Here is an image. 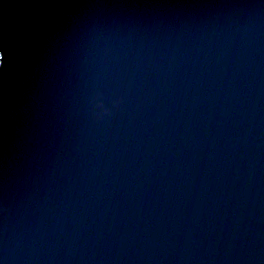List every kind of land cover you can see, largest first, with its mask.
<instances>
[{"label": "water", "instance_id": "95a60500", "mask_svg": "<svg viewBox=\"0 0 264 264\" xmlns=\"http://www.w3.org/2000/svg\"><path fill=\"white\" fill-rule=\"evenodd\" d=\"M0 264H264V0H0Z\"/></svg>", "mask_w": 264, "mask_h": 264}]
</instances>
